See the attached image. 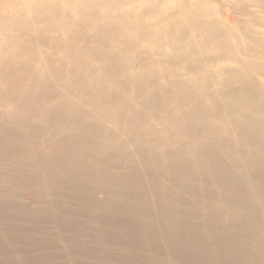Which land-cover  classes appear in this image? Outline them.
<instances>
[{
    "label": "bare ground",
    "instance_id": "1",
    "mask_svg": "<svg viewBox=\"0 0 264 264\" xmlns=\"http://www.w3.org/2000/svg\"><path fill=\"white\" fill-rule=\"evenodd\" d=\"M0 172L110 262L264 264V0H0Z\"/></svg>",
    "mask_w": 264,
    "mask_h": 264
},
{
    "label": "rangeland",
    "instance_id": "2",
    "mask_svg": "<svg viewBox=\"0 0 264 264\" xmlns=\"http://www.w3.org/2000/svg\"><path fill=\"white\" fill-rule=\"evenodd\" d=\"M32 135L35 136V133ZM57 159L61 157L58 155ZM18 180L16 175L0 172V186L14 185L17 193L13 198L16 208L0 212V229L5 231L2 233L7 234L6 238H0L3 250L0 254V264H123L110 262V257H118L124 253L128 255V252L115 246H106L94 227L82 216L84 214L74 208H68L67 202L76 204L71 200V193L57 194L58 192L48 188L42 180H39L36 187L40 190L34 189L35 192L29 193ZM8 197L10 196L0 191V205L5 200L9 201ZM37 210L46 217L35 215ZM95 218L96 215H92L91 219ZM72 238L81 249L71 250L67 247L69 243L74 242L68 241ZM17 247L22 251L16 250ZM93 249L103 252L93 253ZM140 258L143 259L141 256Z\"/></svg>",
    "mask_w": 264,
    "mask_h": 264
}]
</instances>
